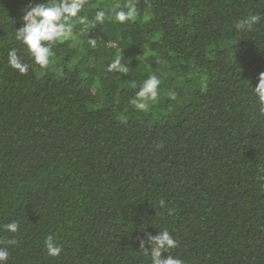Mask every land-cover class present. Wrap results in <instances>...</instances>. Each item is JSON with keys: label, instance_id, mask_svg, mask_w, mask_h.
<instances>
[{"label": "trees", "instance_id": "trees-1", "mask_svg": "<svg viewBox=\"0 0 264 264\" xmlns=\"http://www.w3.org/2000/svg\"><path fill=\"white\" fill-rule=\"evenodd\" d=\"M38 2L0 0L7 264H150L140 241L163 229L184 264H264V116L251 92L264 72V0H86L90 21L127 4L137 16L77 25L46 69L13 38ZM249 14L262 18L237 32ZM13 48L26 75L8 66ZM118 53L127 74L107 71ZM152 74L158 102L137 111L130 101Z\"/></svg>", "mask_w": 264, "mask_h": 264}, {"label": "clouds", "instance_id": "clouds-1", "mask_svg": "<svg viewBox=\"0 0 264 264\" xmlns=\"http://www.w3.org/2000/svg\"><path fill=\"white\" fill-rule=\"evenodd\" d=\"M86 0H40L23 9V27L15 28L13 38L22 44L34 63L41 69L49 67L54 56V47L67 41L77 40L74 29L77 25L82 26V31L89 26L103 25L106 20H112L120 24L135 20L137 8L134 4H127L122 8L114 7L113 15L109 16L104 9H98L94 17L82 15L85 9ZM260 14H249L239 20L235 25L237 32H250L261 20ZM89 43L95 46L96 41L90 39ZM8 66L16 70L21 75L29 72V64L18 55L17 49L13 48L8 53ZM107 71L112 73L128 72V66L121 62V54L118 53L107 65ZM161 79L152 74L148 76L139 89L135 92V97L130 101L135 109L147 113L150 107L158 102ZM135 87V85H133ZM251 92L258 105L259 114L264 116V72L259 74L258 83L251 84ZM171 99H175L174 93H169ZM161 207L165 206V201H159ZM4 228L11 233L19 229L16 221L4 225ZM147 242L150 247H145V241H140V250L150 256V264H184L178 257L170 255V251L178 246V242L173 238L167 229L161 230L158 234H148ZM15 238L7 240V245H15ZM47 255L58 257L63 246L52 235L46 237L44 241ZM167 254V255H162ZM10 253L8 247H0V264H7Z\"/></svg>", "mask_w": 264, "mask_h": 264}]
</instances>
